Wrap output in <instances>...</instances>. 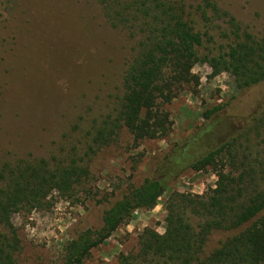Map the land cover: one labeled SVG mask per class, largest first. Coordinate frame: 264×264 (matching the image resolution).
I'll list each match as a JSON object with an SVG mask.
<instances>
[{"label": "trees", "instance_id": "trees-1", "mask_svg": "<svg viewBox=\"0 0 264 264\" xmlns=\"http://www.w3.org/2000/svg\"><path fill=\"white\" fill-rule=\"evenodd\" d=\"M95 1L107 26L127 39L117 95L73 144L76 153L69 155L64 145L59 156L0 159V264H16L22 251L12 217L47 209L53 194L75 197L90 179V154L111 146L122 131L135 147L170 134L167 108L198 87L197 65L208 67L210 79L230 76L238 93L264 85V34L244 31L213 0ZM219 21L226 26L218 35L223 46L211 34ZM222 111L203 112V128L170 148L154 179L129 187L106 209L99 229L68 242L62 264H84L133 213L155 209L181 175L208 169L214 187L202 195L171 193L164 233L144 230L136 251L119 254L117 264H264V148L253 141L264 140V91L250 120L223 135L215 130Z\"/></svg>", "mask_w": 264, "mask_h": 264}, {"label": "rangeland", "instance_id": "rangeland-1", "mask_svg": "<svg viewBox=\"0 0 264 264\" xmlns=\"http://www.w3.org/2000/svg\"><path fill=\"white\" fill-rule=\"evenodd\" d=\"M213 2L244 31L264 34V0ZM216 23L211 34L223 46L226 41L218 35L226 26ZM196 24L205 28L199 19ZM126 44V38L107 26L95 0H0V159L59 156L64 145L69 155L79 151L73 144L102 113L109 97L117 95ZM193 73L200 78L198 87L167 108L173 126L165 139L135 147L122 131L111 146L90 154V179L75 197L65 201L53 194L47 209L12 217L22 244L16 264H62L65 245L83 231L99 229L102 213L129 187L154 179L170 148L207 123L202 119L206 110L223 106L215 119H220L215 130L222 135L255 114L264 85L238 93L227 74L210 79V70L202 64ZM253 141L264 148L262 137ZM215 181L209 169L184 173L169 185L155 209L133 213L84 264H117L119 254L136 251L144 230L164 233L171 193L202 195Z\"/></svg>", "mask_w": 264, "mask_h": 264}]
</instances>
